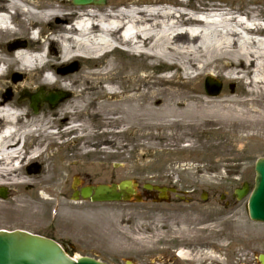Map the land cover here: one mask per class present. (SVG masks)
I'll use <instances>...</instances> for the list:
<instances>
[{"label":"bare ground","instance_id":"obj_1","mask_svg":"<svg viewBox=\"0 0 264 264\" xmlns=\"http://www.w3.org/2000/svg\"><path fill=\"white\" fill-rule=\"evenodd\" d=\"M67 4L68 0H0V13L17 11L11 17L13 27L0 15V45L9 44L8 52L0 51V189L13 198L0 201V212L33 216L38 203L28 200L23 188L43 192L46 185L57 188L64 167L79 158L86 157L92 168L95 155L109 149L108 138L113 136L207 131L204 146L211 156L221 152L216 143L221 137L228 138V145L233 139L236 143L246 137L262 138L264 0H178L166 4L177 9L158 10L146 7L164 4L163 0H122L103 7H77L75 12ZM219 12V16L211 14ZM240 15L251 26L238 20ZM82 16L91 22L89 28L73 23ZM52 24L56 26L51 28ZM36 29L38 39L33 34ZM21 41L27 44L22 46ZM45 47L48 52L42 54ZM115 53L127 63L112 59ZM33 54L37 55L28 58ZM101 59L106 60L103 68ZM77 64L82 68L71 72ZM208 77L225 86L235 84L236 90L210 96L203 86ZM37 90H43L44 96L54 90L68 92L71 98L53 111L43 106L41 113L34 114L27 101L17 98ZM119 126L120 131H108ZM99 128L100 134L92 132ZM102 136L107 145L98 150L93 139ZM56 156L61 163H55ZM41 167L43 176L35 182L30 176ZM103 174V180L111 176L108 171ZM86 175L90 181L99 180ZM133 187L136 192L137 186ZM76 202L69 211L78 210ZM57 221L72 224L76 219Z\"/></svg>","mask_w":264,"mask_h":264},{"label":"rangeland","instance_id":"obj_2","mask_svg":"<svg viewBox=\"0 0 264 264\" xmlns=\"http://www.w3.org/2000/svg\"><path fill=\"white\" fill-rule=\"evenodd\" d=\"M118 1L122 0H107L106 4H116ZM163 1L164 4L178 2V0ZM228 1L239 2L240 0ZM67 5L72 12L77 9L72 5L71 0H68ZM19 24L21 25V22ZM54 26L56 24H52L51 28ZM3 42L5 43L3 46L0 45V51L8 52L9 44L6 41ZM21 43L27 44L25 41ZM120 55L115 53L111 54V57L127 63ZM101 60L103 68L106 60ZM140 60L134 63L136 67L140 66ZM80 68L82 66L77 64L71 72H79ZM119 75L123 78L121 73ZM218 82L222 85L219 94L225 90L230 92L236 90L235 84L225 86ZM38 92L39 90L33 94ZM65 93L69 94L66 100L71 98L70 93ZM20 96L19 94L17 101ZM23 101L30 104L28 99ZM42 104L37 114L41 113L43 106L44 109L53 111L48 104ZM120 128L121 126L108 128V131H120ZM92 132L100 134L102 131L99 128ZM259 132L262 138L246 137L236 143V139H233L234 142L231 145L226 144L227 137L217 139V147L221 148V152L216 156H211L204 146L209 135L207 131H198L195 134L174 133V135H159L154 132L142 138L130 135L113 136L112 139L108 138L109 146L106 147L109 149L95 155L92 168H89L91 162L86 157L79 158L77 163L64 167L57 188L46 185L44 192L30 186L23 188L25 197L31 202L36 199L35 202L38 203L35 214L14 216L0 212V230L23 229L44 236L51 235L52 232L47 230L49 226L62 227L63 231L66 230V226H70L68 233L72 236L78 234L79 228L85 227L79 235L88 236L90 242L65 241L64 245L71 251L70 254L78 257L85 253H95L99 255L97 259L111 264L127 262L146 264L143 258H150V253L156 251L159 242L163 241L174 242L178 246L176 251L180 258L175 256V259L180 264H260L259 256L264 255V224L255 223L248 217L249 198L237 201L233 196L234 191L242 187L244 183L250 186V190L254 187L255 164L259 159L264 158V131ZM104 138L105 136L93 139L97 145L96 149L99 150V147L107 145L102 142ZM188 145L193 147L188 148ZM59 161L56 156L55 163H61ZM106 165L109 168L107 171L113 176L114 184L128 180L139 183L141 188L149 182L153 185L173 186L182 192H192L195 202L178 206H155L141 200L95 206L76 202V205H79L78 210L69 211V205L74 203L72 196L74 183L80 178L87 180V173L103 180V173L107 171L104 172L101 168ZM43 172L41 167L37 175L30 177L33 181L39 182ZM23 173L26 172L23 171ZM204 192L209 193V198L205 201L201 199ZM5 198H0V201L7 203L13 199L9 191ZM229 200L231 206L226 219L221 222L219 214L224 212V203ZM174 208L180 209L181 212L178 211L175 214L168 212L164 217L160 214H151L158 210L173 211ZM66 217L75 218V223L57 221ZM153 225L157 229L152 228ZM222 226L231 228L230 234L225 233L227 237L233 239L230 242L224 236V240L219 239L222 235ZM231 245H235L231 251L223 249V246ZM246 246L251 248V253L241 255L240 250Z\"/></svg>","mask_w":264,"mask_h":264},{"label":"water","instance_id":"obj_3","mask_svg":"<svg viewBox=\"0 0 264 264\" xmlns=\"http://www.w3.org/2000/svg\"><path fill=\"white\" fill-rule=\"evenodd\" d=\"M35 1V0H34ZM75 6L99 5L103 6L107 0H72ZM206 91L210 96H217L222 85L212 81L210 78L206 81ZM31 101V107L35 113L39 112L41 103H48L53 109L63 102L68 96L61 93L44 97L40 100L37 96H28ZM254 190L249 199V217L254 222L264 223V158L258 160L255 168ZM130 182L115 185L113 190L106 187H100L95 191L92 200L96 203L126 201L128 194H133ZM128 188V189H127ZM166 193V190L157 188ZM91 191H83L82 197L88 199L91 197ZM109 193V196H106ZM249 193V186L244 184L242 188L235 191L237 200H242ZM0 197H6V191L0 190ZM0 264H102L91 258H78L73 260L67 256L66 252L59 245L47 237H41L25 231L16 230L12 232L0 230ZM260 264H264V256H260Z\"/></svg>","mask_w":264,"mask_h":264},{"label":"flooded vegetation","instance_id":"obj_4","mask_svg":"<svg viewBox=\"0 0 264 264\" xmlns=\"http://www.w3.org/2000/svg\"><path fill=\"white\" fill-rule=\"evenodd\" d=\"M107 174H109V173H107ZM110 175L111 176L110 177L108 176L107 177L108 179H106V180H96V181L92 180V181H90L89 178L87 180H82L81 184L77 183L74 186L73 194L75 195V193H78L77 195H78L79 199H82L81 193H82L83 189H92V191H93L100 186H107L109 188H112L114 186V182H113L112 174H110ZM149 184H151L152 186H155L149 182V183H146L141 188L140 184L138 183L137 188H136V192L134 190L135 194L131 198V202H132V200L137 201V199H138L137 194H139V200H141V202H146V203L148 202V203H151L153 205L163 204V203H159L160 193L158 191H154L152 188L148 187ZM167 187L169 188L172 186L167 185ZM91 194L93 195L94 192H92ZM206 195H207V198H209V193ZM166 200H167V203L163 204V205H177L178 206L180 204H186V203L192 204L195 202L193 197L191 195H187L186 193H184V194L179 193V194L175 195V194H171L168 192ZM88 202L92 203L91 200H88ZM230 206H231L230 200H229V202L226 201V203H224V207H223V208H225L224 212L219 214V218H221L220 221L226 219L225 217L227 216V212H228ZM158 214H160L162 217L165 216V213H158ZM166 214H168V213H166ZM152 215H155V214H152ZM152 228L156 229V226L153 225ZM69 229H71L70 226H68V227L66 226L65 231H63L62 227L49 226V228L47 230L51 231L52 233H51V235H45V236L52 238V239L56 240L57 242H59L69 253H71V251L68 249V247H66V245H64L65 241H67V242H75L76 241L79 243L90 242V239L88 238V236L87 237H84V236L81 237L82 235H79V233L82 232L85 229V227L83 229L79 228L78 234L77 235L73 234L72 236L68 233ZM166 231L169 232L168 229H166ZM221 232H222L221 233L222 235L220 236L219 239L224 240V237H225L228 242L233 240L232 238L227 237L225 235V233L230 234L231 228L229 229V228H227V226H222ZM169 235H171L170 232H169ZM89 237H91V236H89ZM61 239H63L64 241H60ZM158 246L159 247H157L158 249L156 251L150 253V258H143L144 263H146V264H180L179 261H177L175 259V256L179 257V255H177L178 253L176 251L178 246L176 244H174V242L163 241V242H159ZM234 247H235V245L225 246V247L223 246V249L224 250L226 249V251L229 252V251H231V249H234ZM165 249H169V250H165ZM239 253L241 255L242 254H249V253H251V248L246 246L244 249L242 248ZM88 255H89V257H92L95 259L99 258V255H97L95 253H92V254L85 253L83 256H88ZM109 264H111V263H109Z\"/></svg>","mask_w":264,"mask_h":264}]
</instances>
